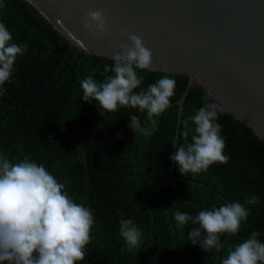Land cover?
I'll return each mask as SVG.
<instances>
[{
	"label": "trees",
	"instance_id": "trees-1",
	"mask_svg": "<svg viewBox=\"0 0 264 264\" xmlns=\"http://www.w3.org/2000/svg\"><path fill=\"white\" fill-rule=\"evenodd\" d=\"M0 22L15 43L28 46L0 95V156L12 163L28 157L44 164L77 203L92 209L96 223L78 264H221L227 249L253 231L264 242V139L223 111L201 85L185 99L176 151L184 142L181 132L188 130L191 141L194 124L188 117L216 103L229 160L195 175H182L174 161L173 177L170 156L187 75L137 69L143 83L136 91L165 75L175 79L176 87L171 106L156 118L158 127L147 136L136 134L129 127L131 115L146 127V112L120 108L102 115L97 101L82 99L79 81L94 75L103 82L113 74L104 73L111 58L78 50L25 0H0ZM251 195L259 203L246 205L250 215L238 234L220 236V251L193 245L188 233L194 225L178 227L174 220L177 211L196 215L224 203L243 204ZM122 218L142 230L137 253L128 251L120 236Z\"/></svg>",
	"mask_w": 264,
	"mask_h": 264
},
{
	"label": "clouds",
	"instance_id": "clouds-1",
	"mask_svg": "<svg viewBox=\"0 0 264 264\" xmlns=\"http://www.w3.org/2000/svg\"><path fill=\"white\" fill-rule=\"evenodd\" d=\"M87 18L89 22L84 25L87 31L105 32V11H89ZM128 39L132 46L120 44L122 51L111 57L113 64L104 66V73L112 75L105 76L103 82H98L94 75L79 81L82 99L97 101L102 115L120 108L146 112V127L141 126L135 114L131 115L129 127L136 134L147 136L158 127L156 118L171 106L176 81L165 75L146 89L136 91L143 83L137 69L152 68V53L139 36L131 34ZM27 47L15 43L6 25L0 22V95L5 94L3 86L12 80L15 62ZM218 112L216 103H207L188 117L194 124L191 141L188 130L181 132L184 142L170 156L182 175L199 174L215 163L228 162ZM172 143L177 145L175 141ZM257 203L259 198L251 195L243 204L224 203L196 215L177 211L174 220L178 227L194 225L188 233V241L193 245L199 243L205 252L220 251L224 248L220 236L238 234L250 215L246 205ZM95 223L92 209L77 203L65 184L44 164L28 157L12 163L0 156V264H78L87 255L85 248L91 242ZM119 229L128 251L137 253L144 238L142 230L130 218L120 219ZM259 235L253 231L246 240L228 248L221 264H264V242L258 239Z\"/></svg>",
	"mask_w": 264,
	"mask_h": 264
},
{
	"label": "water",
	"instance_id": "water-1",
	"mask_svg": "<svg viewBox=\"0 0 264 264\" xmlns=\"http://www.w3.org/2000/svg\"><path fill=\"white\" fill-rule=\"evenodd\" d=\"M25 1L78 50L111 58L120 44L131 47L128 36L135 34L152 53L150 70L187 75L176 143L185 99L196 84L264 139V0ZM97 10L105 11L104 33L84 27L87 13ZM173 168L174 160L175 177Z\"/></svg>",
	"mask_w": 264,
	"mask_h": 264
}]
</instances>
